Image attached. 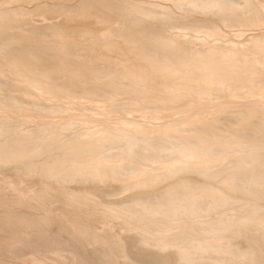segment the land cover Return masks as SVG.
<instances>
[{
  "label": "bare ground",
  "instance_id": "6f19581e",
  "mask_svg": "<svg viewBox=\"0 0 264 264\" xmlns=\"http://www.w3.org/2000/svg\"><path fill=\"white\" fill-rule=\"evenodd\" d=\"M14 1L15 4L19 2ZM22 1L19 4L25 8ZM161 1L83 0L73 6H68L69 2L55 4L56 7L48 4L52 8L44 3L51 15L55 11L71 12L73 18H82V23L92 20L90 24L88 21L78 25L71 22L73 26L63 20L46 25L42 19L44 22L40 25L35 22V25L24 24L23 27L25 22L21 24V20H27L20 17L19 22L17 15L21 11L23 16L24 9L0 11V68H6L0 70H5V74L8 70L7 74H16L13 76L31 85L19 86H23L20 90L27 94V99L25 95H15L18 92H13L14 95L3 93L4 98L0 94V107L14 112L16 108H28L32 104L31 112L27 109L31 114L35 110L53 114L66 110L65 114H69L70 102H75H64L67 95L69 98L76 95L89 99L102 97L106 102L128 95L121 105L128 110L137 108L144 112L149 109L147 112L155 117L165 109L174 112L187 105L194 107L192 115H185L186 119L180 118V114V119L173 118L171 122L168 117L170 121L166 120L167 124L157 137L149 128L150 132L140 128L138 123L142 120L137 119L142 114L137 119L138 116L130 118L128 125L123 126L127 121L122 113L124 123L119 124V120L117 128H113L114 125L110 128L107 123L100 129L92 122L98 130L94 125L96 131H92L90 124V129L77 131L73 137L66 135L69 138L66 141L65 133L61 134L62 140L55 137L63 130H70L75 123L79 125L77 120L81 117L77 115L88 125L91 119L87 115L92 112L86 113L89 110L81 107L86 112L80 110L77 114L79 108L75 107L76 114L68 117L62 114L64 117L59 121H51L52 118L45 123L47 119L43 116L45 120L36 119V122L42 119L43 124L38 121L41 125L37 123V127L34 124L35 127L23 130L20 124L12 122L15 120H9L10 116L3 118L1 113L0 169L26 175L25 179L38 172L57 184L43 182L44 187L39 188L35 181L37 188L33 189L30 184L36 179L29 178V188L33 189L31 198L25 195L31 188L24 192L25 189L18 186L20 183L16 185L20 178L13 179L10 174L5 178L7 173L0 175L16 194L5 195L3 189L8 188L7 184L3 183L6 185L2 187L0 183V206L7 207L3 211L0 209V250L17 255L20 259L17 261L15 257L16 264H264V102L260 101L264 97V0ZM45 7L40 6L44 10L37 8L36 11L40 9L43 18L45 15L49 18ZM62 21L67 25L61 24ZM229 27L239 28L237 34L234 33L239 38L244 35L245 27L252 33L248 40L231 41L232 45L218 40L219 43L208 44L206 40L207 43L200 44L194 39L197 32L205 33V38L222 34L228 37L226 28ZM78 37L82 39L77 41ZM98 47L106 51L99 53ZM95 50L99 55L94 54ZM101 58L104 64L108 60L105 65L99 64ZM4 81L0 79L2 92L6 89ZM16 81L11 84L9 81L12 90H17ZM34 87L43 90V96L51 95L49 99L56 103L46 105L40 98L41 101L31 100L28 94H35ZM221 93L227 96L252 94L257 99L240 103L242 101H236L239 96L234 97L236 102L226 101L228 104L224 107L228 109H216L218 112H212L213 116H204V109H200L198 103ZM242 96L244 100L246 97ZM25 101L29 102L28 107H19ZM212 101L210 106L216 104ZM178 102L185 105H177ZM98 103L95 105L104 104V101ZM106 105V108L111 106ZM208 106H205L206 112L213 107L208 109ZM116 109L109 110L118 113ZM23 113L18 111L17 115L23 117ZM105 113L103 110L102 115ZM41 156L43 158L38 159ZM109 181L117 184L120 181V184L112 183L116 184L115 188L108 186L110 190L101 191V185ZM71 182H76L77 187L73 185L63 191V197L57 195L59 188ZM125 191V197L114 199ZM109 195H114V200ZM106 196L111 200L106 201ZM58 198L61 203L56 201ZM30 200L31 205L28 204ZM54 201L58 206L53 205ZM91 202H97V206ZM88 203L93 204L92 209L87 207H91ZM17 204L20 207L26 204L23 208L28 212L15 213L11 207L14 209ZM78 208L89 211L86 209L82 214ZM57 212L63 213L61 220H57L59 216L54 219L51 214ZM115 222L127 223L123 229L127 227L131 231L132 228L135 233L119 238L123 230L119 229V236L115 235L111 230ZM175 228L181 231L174 232ZM242 238L244 241H239ZM30 248H34V252L27 253Z\"/></svg>",
  "mask_w": 264,
  "mask_h": 264
},
{
  "label": "rangeland",
  "instance_id": "374dc122",
  "mask_svg": "<svg viewBox=\"0 0 264 264\" xmlns=\"http://www.w3.org/2000/svg\"><path fill=\"white\" fill-rule=\"evenodd\" d=\"M1 1H3V2H1ZM4 1H5V4H6L7 6L4 4ZM12 1H13V0H12ZM12 1H11V0H10V1H9V0H0V11H1V10H10V9H13V10H14V9L17 8V7H19V9H20V7H21V6H20L21 4H19L20 0H19V2H17L18 0H17V1L15 0V1L17 2L16 4L13 3ZM15 1H14V2H15ZM21 1H22V0H21ZM28 1H29V2H28ZM28 1H25V2L28 3V5H27V3H25V2L22 1V2H23V3H22V6L25 7V8H22V7H21V9H24V11L22 10L23 14H24V12H25V14H27L26 16H24L25 14H24V15L22 14L23 16H21V11H20L21 9H20V10H19L18 8L16 9V11H20L19 15H17V16H19V17H18L19 22H20V20H21L22 17H25V19H26L28 22H30V21L32 22V23L29 24L27 21H23V20H21V24H22L23 22H25V23H23V25H22L23 27H25L26 25H29V26H30V25H33L35 22H37V23H35V24L40 25V24L43 23L44 21H45L44 23H45L46 25H47V22H48V24H49L50 22H52V23H58V22H59V23H60L61 20H63V21H65L66 23H68V26H69V25H70V26H71V25L73 26L74 24H72V23H75V24H77V25H78V23L85 24L87 21L89 22V21L91 20V18H90V19L85 20V22L82 23V22H81V21H83L82 18H81V20H79V18H73L74 14H73V16H72V13H71L70 11H69V12H70L71 14H70L69 12H68V13H69L71 16H70L69 14H67V13L65 14L64 12H60V13H59L58 11L52 12V15H51V13H50V12H51V11H50L51 9L49 8V9H50V10H49L50 12H48V11H47L48 9L46 8V7L48 6V4H50V5H53V4L55 5V4H56V5L58 6V5H63V3H64V5H66V4H65L66 2H69V4L72 3V5L67 4L68 6H73V5L77 4V2L82 3L83 0H82L81 2H80V0H77V1H76V0H75V1H74V0H70V1H67V0H63V1H62V0H61V1H60V0H59V1H58V0H57V1H56V0H44V1H43V0H28ZM38 1H39V2H38ZM40 1H41V2H40ZM50 1H51V2H50ZM73 1H74V2H73ZM143 1H148V2H149V0H143ZM159 1H161V0H159ZM8 2H9V3L12 2L11 5H10V4H7ZM36 2H37V3H36ZM56 2H57V3H56ZM62 2H63V3H62ZM161 2H163V1H161ZM168 2H170V0H167V3H168ZM34 3H35V4H34ZM42 3H43V5H42ZM44 3L47 4L46 7H45ZM13 4H14V5H13ZM17 4H19V5H17ZM25 4H26L27 6H26ZM40 4H41V5H40ZM15 5H16V7H15ZM37 5H40V6H42V7L44 6V7H45V11L48 12L47 14H50L51 17H50V15H49V18H48V17L45 15V18H46V19L43 18V17H44V16H43L44 13H43L41 10H44V9L40 8V6H39V7H36ZM50 5H49L48 7H51ZM56 5H55V6H52V7H56ZM8 6H10L9 9H8ZM33 7H36V8H34V9H35L34 11H33ZM52 7H51V8H52ZM37 8H40V9H41V10L38 9L39 12L41 11V13H39L38 10L36 11ZM25 9H27V10L32 9V10L27 11V10H25ZM46 9H47V10H46ZM26 11H27L28 13H26ZM45 11H44V12H45ZM56 12H58L59 14L56 13ZM65 12H67V11H65ZM42 13H43V14H42ZM54 13H56V14H54ZM61 13H62V14H61ZM63 13H64L65 15H64ZM41 14H42V15H41ZM45 14H46V13H45ZM57 15H58L59 17H57ZM52 16H53V17H52ZM64 16H65V20H64ZM68 16H70L71 18L68 17ZM20 17H21V18H20ZM61 17H62V18H61ZM67 17L69 18V20H68ZM74 17H75V16H74ZM16 18H17V17H16ZM51 18H53V19H51ZM55 18H56V19H55ZM22 19H24V18H22ZM25 19H24V20H25ZM33 19H34V20H33ZM42 19H44V21H43ZM49 19H50V20H49ZM66 19H67V20H66ZM15 20L18 21L17 19H15ZM29 20H30V21H29ZM36 20H37V21H36ZM51 20H52V21H51ZM78 20H79V22H78ZM212 20H214L215 22L217 21V20H215V19H212ZM54 21H55V22H54ZM63 21H62L61 24L67 25V24L63 23ZM68 21H69V22H68ZM91 21H92V20H91ZM26 22H27V23H26ZM38 22H39V23H38ZM71 22H72V23H71ZM52 23H50V24H52ZM70 23H71V24H70ZM24 24H25V26H24ZM35 24H34V25H35ZM81 24H80V25H81ZM88 24H90V22H89ZM74 27H75V26H74ZM226 29H227L226 31H227V33H228L227 35L230 34V35H229L230 37H229V36L226 37V34H225V35H224V36L226 37V38H225V37L223 36V34H222V36H218V37H217V36H215V37H210L209 35H207L206 38H205V36H204L205 33L202 35L201 33H203V32H200V33L197 32V34L194 33V34L196 35V36H194V37H195L194 39H195V41L200 42V44H202V43L204 44V43H207V42H208V44H209V43H219L218 41H220L222 44H226V45H228V44L231 43V41H239V42H240V41H241V42H242V41H246V40L249 39V37H250V33H252V31H251L248 27H247V28L245 27V29H244L245 32H243L244 35L240 36V38H239V36H236V35H235V34H237L236 31L239 30V28H237V27H234V28L229 27V28H226ZM228 29H229V30H228ZM230 29H232V30H230ZM249 30H250L251 32H250ZM229 31H230V32H229ZM234 31H235V32H234ZM248 31H249V32H248ZM246 32H247V33H246ZM234 33H235V34H234ZM194 34H193V35H194ZM214 35H216V34H214ZM231 35H232V36H231ZM202 36L205 38V40H204V38H202ZM248 36H249V37H248ZM198 37H199V38H198ZM219 37H221V38H219ZM236 37H237V38H236ZM247 37H248V38H247ZM78 38H79V39H77V41H78V40L80 41V39H82L81 37H78ZM197 38H198V39H197ZM246 38H247V39H246ZM44 39H45V38H44ZM46 39L49 40L48 38H46ZM67 39H68V41L71 40V38H67ZM67 39H66V40H67ZM72 39H73V38H72ZM199 39H200V40H199ZM210 39H211V41L213 40V42H211ZM223 39H224V40H223ZM242 39H243V40H242ZM74 40L76 41V39H73V40H71V42H73ZM206 40H207V42H205ZM215 40H216V41H215ZM217 40H218V41H217ZM203 41H204V42H203ZM27 43H29V41H28ZM24 44H26V43H24ZM232 44H233V43H231L230 45H232ZM205 45H206V44H205ZM244 46H245V47H244ZM247 47H248V46H247ZM243 48L246 49V45H243ZM100 49H101V50H100ZM245 49H243V50H245ZM97 50H98L99 53H103V52L106 51V49L104 50V49L101 48V47H98ZM97 50L94 51V54H98ZM83 51H84V50H83ZM48 53H49V52H48ZM109 54H111L112 56H114V53H109ZM47 55H49V54H47ZM98 55H99V54H98ZM101 60H102V61H101ZM103 61H104V59H102V58L100 59V61L98 60V62H102V63H99V64H104ZM107 61H108V60H107ZM107 61H105V64L107 63ZM105 64H104V65H105ZM3 68L6 70L5 67H3ZM3 68H0V69H3ZM5 70H4V71H1V70H0V72H1L0 79H1V81L5 80L4 83H6V85L4 86V87L6 88V89L4 88L5 91H6V93H5L4 90H3V92H2V90L0 91V94L3 95L2 97L4 98V97H5L4 94L7 95V92H8V94H9L10 92H12V95H14L13 92H14V93H17V92H18V93L15 94V95H18V94H20V96H21V95H25L26 97H25V96H24V97L27 99V94H25V93L23 94V93L21 92V90H20L23 86L20 87V88H19V86H21V85L23 84V85H25V87H26V86H28V85H30V84H29L28 82H26L24 79L17 78L18 76H13V75H16V74H13V73H10V72H8V74H7V71H8V70L6 71V74H5V73H4ZM2 73H4V74L2 75ZM9 73H10V77L13 76L12 79L9 77ZM11 74H12V75H11ZM4 75L6 76V78H4V77H5ZM66 75H67V74H66ZM1 76H2V77H1ZM8 77H9V78H8ZM3 78H4V79H3ZM13 78H14V80H13ZM6 79H7V80H6ZM9 79H10V80H9ZM15 79L19 80L20 83H19L18 81H16ZM8 80L10 81V84H11V82L13 83V81H16L14 84H16L15 86H16L17 90H16V89H13V90L11 89V88H12V87H11L12 85L9 84V81H8ZM24 82H25V83H24ZM17 83H18L19 85H17ZM26 83H28V84H26ZM7 84H8L9 86H8ZM15 86H14V87H15ZM17 86H18V87H17ZM30 86H31V85H30ZM8 87H10V88H8ZM14 87H13V88H14ZM7 89H8V90H7ZM9 89H10L11 91H10ZM33 89H35V90H33L35 94H28V96H30V97H31V100H33L34 102H36V101H41V100H45L44 103H45L46 105H49V104L52 105V104H55V103H56V102H53V101H52L53 99H49L51 95H48V94L45 93V94L47 95V97H46V96H43V93H44L43 90H42V92H43V93H42V92H41V89H38V88H36V87H34ZM36 89H37L38 91H36ZM15 91H16V92H15ZM20 92H21V93H20ZM3 93H4V94H3ZM41 93H42V94H41ZM10 94H11V93H10ZM10 94H9V95H10ZM45 94H44V95H45ZM222 94L225 95V93H221V94H219V95H215V96H214V97H216V98L218 97L217 100H218V99L220 100V101L218 100V101H219V105L217 104L218 101H216V99H215L214 97H213L214 99L211 98L210 100H204V102H206V104H205L203 101H202V103H201V101L198 103V107H200V109H201V107H202V109H204V112H205V114H206V115H204V116H210V115L213 116V113H217V112L220 111V110L222 111V110L228 109V108H225V107H224L225 104H228V102H226V101H234V102L237 101V102H238V101L240 100V101H242V102L239 101L240 103H244V102H246V101H250V100H252V98H254L253 100H256V99H257V97L254 96V95H252V94H251V95H249V94H240V95L236 94L237 96H235V95H232V96H227V95H225V96L228 97V98H227L228 100H227L226 97H225L224 95H222ZM1 95H0V99H2ZM31 95H32V96H31ZM33 95L35 96V99H34ZM123 95H124V94H123ZM221 95H222V96H221ZM241 95H243L242 97H246V98H248V99L244 98V100H243L242 98H240ZM244 95H245V96H244ZM247 95H248V96H247ZM42 96H43V97H42ZM76 96H77V97L73 96L74 98H73L72 96H70L71 98H69L68 95H67L66 97L63 98V99H64V100H63L64 102L67 101V102L69 103V102L72 101V100H73V102H75V103H73V104H72V102H70V103H71V106H70V108L67 109V110H68L67 113L69 112V114H65V113H66V110H64L65 113H64L63 111L54 112L56 115L58 114V116H55V114H53V112H51V111H49V112H48V111H44V112L42 111V112H39V113H38V112H35V111H36V110H35V111H33L34 113L32 112L33 114H31V113H30L31 110H30L29 108H33V107H32V104L29 105V104H27V103H29V102H26V101H25V102L22 103L23 105L21 104V105H19V107H20V106H27V107H28V105H29L30 107H28V108H23V109H21V108H20V109L16 108V110H14V112H11L12 110L10 111V109L7 110L6 107H5V108H4V107H0V110L2 111V112L0 111V115H1V113H2L1 116H2L3 118H7L8 116H10V117H8L9 120H11V121H12V120H15V121H12V122H15L16 125H19V124H20L21 127L19 126V128H20L21 130H23V129H25V128L27 129V128H30V127L34 126V124L36 125V124L38 123V121H39V120H37V122H36V119H40V117H42L43 120H45V118L47 119V120L43 121V122L45 123L46 121L48 122V121H49L50 119H52V118H53V119H52L51 121H54V122H55V121H59V120H60L59 118H61V116L64 117V116L66 115V117H68V116H70V114H72V113L76 114L77 111H78L77 114H79V113H80V112H79L80 110L83 111V112H86V111H87L86 109H88L89 111L86 112V113L92 112L93 114L89 113V114L87 115V116L89 117V119H91V120H90L91 122H90V121H89L90 123L88 122L89 127H88V125H85L84 123H82V122H84V121L82 120V116H81V115H77V117H81V118H79V119L77 120V123H79V125L75 123V125L72 126L71 129H70L71 132H70L69 129H68L69 132L66 131V130H63L62 133H60L59 136L55 137V139H57V138H59V137L61 138V134H64V133H65V134H64L65 138H64V136L62 135V138H61V139L59 138V139L62 140V139L64 138L65 141H66V140L69 139V138H67L68 134H71V136H72V134H73V136H74V133L76 134V133H78V132H81V130H83V129H86V128H89V129H90V126H91V125H92V126H91V129H93L92 131H94V130L96 131V127H97V130H98L100 127L102 128V127H103V124H107V123H108V125H109L110 128H112V125L115 126V125L117 124L116 127L113 126V128H117V127H118V121H119V120H120V122H121V123H119V124H123V123H124V116L126 117L127 124H126V122H125V124H123V126H124V125L126 126V125H128V121L132 120V119H130V118H133V117H135V116H138V117H135V118L137 119V118H139V116H141L140 114H142V116L145 117V118H143V117L141 116L140 118H142V119H140V118L137 119V120H140V121L142 120L141 123H138V124H140V125H139L140 128H142V129H144V128H146V129L149 128V130H152L151 132H153V134L157 137V136H160L159 134H160L162 128L167 124V121L169 122V121L171 120V122H172V121H173V120H172L173 118H174V120H175V118L178 119V118H179L178 115H180V114H181V115H180V118L183 117L184 119H186L188 116H190L189 113H191V110L194 108V107H190V108H188L190 105H187V106H184V109H183V108H179V109L177 108L178 111H175V110H174V112H173V109L170 110V111L167 110V109H165V110H162V113H161V112L157 113L158 115L156 114L157 116L155 117L154 115L151 116V114H149V112H147V111H149V109H145L146 111H144V112H143V110H139V109H137V108H134V109L132 108V109H129V110H128V108H126V106L121 105V103H125L123 99H126L125 97H127L128 95L123 96L124 98H121L120 96H117L116 99H114V100L110 99V100H108L107 102H106V100H105L104 98H102V97L96 98V99H97V100H96L95 97H94V99H91V98L89 99V98H87V97H80V98H81V99H80V98H79L80 95H76ZM219 96H220V98H219ZM238 96H239V97H238ZM30 97H28L29 100H30ZM32 97H33V99H32ZM36 97H37L38 99H37ZM229 97H230V98H229ZM234 97H236V98L238 97V98H240V99H238V98L236 99V98H234ZM258 97L260 98V96H258ZM39 98H40L41 100H40ZM45 98H46V99H45ZM65 98H68V99H65ZM77 98H79V99H77ZM114 98H115V97H114ZM223 98L226 99L225 102H224V99H223ZM232 98H233L234 100H233ZM255 98H256V99H255ZM259 98H258V99H259ZM263 98H264V97L262 96V99H263ZM74 99H75V100L77 99V100L75 101ZM100 99H101V100H100ZM102 99H104V100H102ZM119 99H120V100H119ZM141 99H143V98H141ZM212 99H213V101H212ZM235 99H236V101H235ZM241 99H242V100H241ZM262 99H261V100L259 99V100L264 102V99H263V100H262ZM69 100H70V101H69ZM78 100H80V101H79L80 103L78 102ZM143 100H144V99H143ZM143 100L139 103V106H140L141 103H143V102L145 101V100H144V101H143ZM151 100L154 101V99H150V101H151ZM185 100H186V99H185ZM221 100L223 101V103H221V102H222ZM245 100H246V101H245ZM253 100H252V101H253ZM83 101H85V102L88 101L89 103H92L93 105L91 104L92 106H91V105L88 106L87 104H89V103H85L86 105H84ZM102 101H104V104H105V105H106V103L109 102L106 106H108V105H111V106H108V107L106 108L105 105H104L103 103H102V104H103L104 107L101 106L102 104H100L99 106H98V105H97V106L95 105L96 103H98V102L100 103V102H102ZM117 101H120V102H117ZM207 101H208V103H207ZM211 101H212V103H216L215 105L212 104L213 107H211L212 105L210 106ZM48 102H49V103H48ZM50 102H51V103H50ZM52 102H53V103H52ZM81 102H82V103H81ZM24 103H26V105H25ZM76 103H77V104H76ZM99 103H98V104H99ZM110 103H111V104H110ZM112 103H113V104H112ZM114 103H115V104H114ZM150 103H152V102H150ZM178 103H179V102H178ZM178 103H177V105H183V104L185 105L184 102H183V103L180 102L179 104H178ZM200 103H201V104L204 103V105H205L206 107L209 105V106H208V109H209V107H211L210 109L213 108V110H210V109H209V111L206 112L207 108H205L204 105L200 106V105H201ZM81 104H82V105H81ZM119 104H120V105H119ZM220 104H223V105H220ZM115 105H116V106H115ZM137 105H138V104H137ZM216 105H218V106H216ZM33 106H34V105H33ZM86 106L93 108V110H92L91 108H90V109H91V110H90V109L87 108ZM112 106H113V107H112ZM120 106L123 107V108H126V109H121ZM221 106H223V107L221 108ZM73 107H74V108L76 107V108H79V109L77 110V109L75 108V110H70V109H74ZM81 107L85 108L86 111L82 110L83 108H81ZM94 107H96V108L94 109ZM118 107H119V108H118ZM185 107H186L187 110L185 109ZM203 107H204V108H203ZM216 107H217V108H216ZM219 107H220V108H219ZM1 108H2V109H1ZM116 108H118V109H116ZM195 108H196V107H195ZM218 108H219V109H218ZM27 109H28L30 112H28ZM96 109H97L98 111H97ZM109 109H116V110L118 111V113H116L115 110H109ZM174 109H175V108H174ZM188 109H189V110H188ZM205 109H206V110H205ZM216 109H217L218 111H217ZM22 110H24V111L26 110L27 112H24V113H23ZM69 110H70L71 112H70ZM76 110H77V111H76ZM103 110H104V112H106L104 115H102V114H103ZM105 110H106V111H105ZM107 110H108V111H107ZM137 110H138V111H137ZM166 110H167V111H166ZM179 110H181V112L183 111L184 114H182L183 112L181 113ZM15 111H16V112H15ZM18 111H19V113H20L21 115H22V113H23V117H22L20 114H18L20 117H22L21 120H22L23 122L19 119L20 117L17 115V112H18ZM74 111H75V112H74ZM113 111H114V112H113ZM125 111H126V112H125ZM189 111H190V112H189ZM193 111H194V110H193ZM193 111H192V113H193ZM215 111H216V112H215ZM62 112H63V113H62ZM96 112H97V113H96ZM107 112H108V113H107ZM120 112H121V113H120ZM178 112H179V114H178ZM210 112H211V113H210ZM212 112H213V113H212ZM12 113H14V114L16 113V114H15L16 116L13 114V115L15 116V117H14V116L12 115ZM25 113H27V115L30 116V117H27ZM28 113H29V114H28ZM35 113H36V115H35V117H34L35 120H34V119L31 120V122H34V123L32 124V123L29 121V122H30V124H29V122H28L29 118H30V119L33 118L32 116H33ZM43 113H44V114H43ZM45 113H46V114H45ZM48 113H49V115H48L49 119H48V117H46ZM51 113H52V116H51ZM99 113H100V114H99ZM119 113H120V114H119ZM122 113H125L124 116H123ZM128 113H129V115H127ZM143 113H145L146 115H144ZM166 113H167V114H166ZM168 113H169V114H168ZM186 113H188V115H187ZM192 113H191V115H192ZM207 113H208V114H207ZM38 114H39V115H38ZM42 114H43V115H42ZM59 114H61V115L59 116ZM62 114H64V116H63ZM165 114L168 115V116H165ZM171 114H173V116H172ZM209 114H210V115H209ZM53 115H54V116H53ZM67 115H68V116H67ZM126 115H127V116H126ZM147 115H148V116H147ZM161 115H163V116H161ZM176 115H177V117H174V116H176ZM185 115H186L187 117H186ZM1 116H0V117H1ZM11 116H13V117H11ZM37 116H38V118H37ZM43 116H44L45 118H43ZM92 116H93V117H92ZM94 116H97V117H94ZM99 116H100V117H99ZM101 116H102V117L104 116V117H103V120L101 119V118H102ZM114 116H115V117H114ZM119 116H120V117H119ZM159 116H161V117H159ZM164 116H165V117H164ZM170 116H171L172 118H171ZM181 116H182V117H181ZM212 116H211V117H212ZM18 117H19V118H18ZM25 117H26V120H25ZM50 117H51V118H50ZM57 117H58V118H57ZM98 117H99V118H98ZM116 117H118V118H117L118 120H115ZM122 117H123V118H122ZM128 117H129V118H128ZM168 117H169V118H168ZM185 117H186V118H185ZM8 118H7V119H8ZM10 118H12V119H10ZM13 118H14V119H13ZM15 118H16V119H15ZM23 118H24V119H23ZM111 118L114 119V120H111ZM121 118H122V119H121ZM163 118H164V119H163ZM167 118L170 119V120H167ZM180 118H179V119H180ZM17 119H19V120H17ZM42 119H41V120H42ZM57 119H58V120H57ZM83 119H84V118H83ZM104 119H106V120H104ZM108 119H109V120H108ZM136 119H133V120H136ZM155 119H157V120H155ZM16 120H17V121H16ZM24 120L27 121V122H28V125H30V126H28V125L26 126L27 123H26ZM41 120L39 121V123H42V124H43V122H42ZM137 120H136V121H137ZM166 120H167V121H166ZM20 121H21V122H20ZM79 121L81 122L82 125L80 124ZM140 121H139V122H140ZM164 121H166V122H164ZM35 122H36V123H35ZM49 122H50V121H49ZM92 122H95V123L99 126V128H98V126H97L95 123L92 124ZM99 122H101V124H100ZM143 122H144V123H143ZM159 122H160V124H161L160 126H159ZM163 122H164L165 124H164ZM17 123H18V124H17ZM24 123H25V124H24ZM39 123H38L37 125H41V124H39ZM86 123H87V122H86ZM109 123H110V124H109ZM111 123H112V124H111ZM22 124H24L26 127H25L24 125H22ZM31 124H32V125H31ZM83 124H84V125H83ZM90 124H91V125H90ZM149 124H151V125H149ZM152 124H153V125H152ZM154 124H155V125H154ZM162 124H164V125H162ZM37 125H36V127H37ZM94 125H95L96 127H95ZM23 126H24V127H23ZM77 126H78V128H79V126H81V127L85 126V127H83V128L80 127L81 129L79 128L80 130H78V129H77ZM141 126H142V127H141ZM148 126H149V127H148ZM150 126H151V127H150ZM153 126H154V127H153ZM34 127H35V126H34ZM73 127H74V128L76 127V128L74 129ZM94 127H95V128H94ZM119 127H122V125H121V126L119 125ZM159 127H160L161 129H160ZM101 128H100V129H101ZM146 129H145V130H146ZM157 129H158V130H157ZM147 130H148V129H147ZM149 130H148V131H149ZM64 131H65V132H64ZM77 131H78V132H77ZM95 131H94V132H95ZM67 132H68V133H67ZM149 132H150V131H149ZM157 132H158V133H157ZM155 133H156L157 135H156ZM66 135H67V136H66ZM69 136H70V135H69ZM69 136H68V137H69ZM73 136H72V137H73ZM129 137H130V136H129ZM70 138H71V137H70ZM57 141H58V140H57ZM61 142H62V141H61ZM63 142H64V140H63ZM168 152H169V151H168ZM170 157H171V156H170ZM40 158L42 159L43 157L41 156V157H39L38 159H40ZM168 158H169V157H168ZM151 165L154 166V164H151ZM4 170L6 171V169H0V172H1L0 175H2V174L4 175V174L7 173V174H6L7 177H6V175H5V178H8V174H10V175L12 176L13 179L16 178V177H18V178H20V179H21V177H22V178L26 177V175H24V177H23V175L20 176V175L17 174L16 172H15V173H16V174H15L14 172H10V171H9V172H8V171L4 172ZM2 171H3L4 173H2ZM11 173H14V174H15V177H14V174H11ZM33 173H34V174H33V175L31 174V176H30V175L27 176L26 179L24 178L25 180H24V179H21L22 181L24 180L23 182H20L21 180L18 179V178H16V179H18L17 182H16V185H18V184L20 183L18 186H20V188L22 187L23 190L25 189L26 191L24 190V192H27V189H28V191H29V189H30L31 187L34 189V188L36 187V185H37V187L39 186V188H40V187L42 186L43 182L46 183V184H48V182H49V183H52L53 186H57V184L54 185L55 181H50V179L47 180V178H49V177H46V176H44V175L41 174V173L38 174V172H33ZM10 175H9V176H10ZM17 175H18V176H17ZM11 176H10V177H11ZM19 176H20V177H19ZM2 177H4V176H2ZM10 177H9V178H10ZM29 178H30L31 180L36 179V180L32 181L33 184L31 183L30 185H33V186H31L30 188H29V184H28V183H30L31 180H29ZM0 179H1V177H0ZM3 179H4V178L1 179L2 181L0 180L1 186H2V185L4 186V185L7 184V183H6L7 180H6V182H5V180H3ZM27 179L29 180V182H28ZM37 179H38V180H37ZM40 179H42V180H40ZM51 180H53V179H51ZM3 181H4V182H3ZM18 181H19V182H18ZM35 181H36V182H35ZM46 181H47V182H46ZM14 182H15V181H14ZM34 182L36 183V185H35ZM53 182H54V183H53ZM109 182H110V181H109ZM3 183H6V184H3ZM26 183H27L28 185H27ZM37 183H38V184H37ZM41 183H42V184H41ZM73 183H74V184H73ZM110 183H111V182H110ZM110 183H106L107 185H106V184L101 185L102 188H101L100 190H101V191H102V190H105V188H106L107 190H110V189H108L109 187H111V188H112V187L115 188V185L117 184V182H116V181H113L112 183H116V184H113V185H112V183H111V184H110ZM40 184H41V185H40ZM66 184H67V185L64 186V187H66V188L61 187V188H59L61 192H60V191H58V193L56 192L57 195L60 194V195H59L60 197L62 196L63 191H66V189H67V190H68V189H71V188L73 187V185H74V187L77 185L76 182H71L72 185H71L70 183H66ZM118 184H120V181L118 182ZM118 184H117V185H118ZM43 185H44V184H43ZM69 185H70L71 187H70ZM78 185H79V184H78ZM80 185H81V184H80ZM110 185H111V186H110ZM3 186H2V187H3ZM24 186H25V188H24ZM62 186H63V185H62ZM104 186H105V187H104ZM108 186H109V187H108ZM6 187H8V188H7L8 190H7L6 188H4V189L2 188L3 190L6 191V192H5V195H8V196L16 195V194H14V193H15L14 191L12 192V190H13L12 188H11V190L9 189V187H10L9 184H7ZM37 187H36V188H37ZM42 187H44V186H42ZM42 187H41V188H42ZM67 187H68V188H67ZM76 187H77V186H76ZM81 187H83V186H81ZM26 188H27V189H26ZM32 188H31V190L28 192L29 194H28V193H25V195L27 194L28 197H30L31 194H32L31 191L33 190ZM59 189H58V190H59ZM61 189H62V190H61ZM63 189H65V190H63ZM9 190H10V191H9ZM7 191H9L10 194H9ZM105 192H106V190H105ZM107 192H108V191H107ZM7 193H8V194H7ZM123 193H124V194H123ZM125 193H127V191L122 192V195H121V194H119V195L117 194V195H118L117 197H116V195H115V198H114V199L119 198L120 196H121V197H120L119 199H121L122 197H125V196H126ZM128 194H130V192H129ZM27 195H26V196H27ZM32 196H33V195H32ZM32 196H31V198H32ZM59 196H57V197H59ZM109 196L111 197V199H113V197H114V195H113V196L109 195ZM109 196H108V197L106 196L107 198L105 197V200H106V201L111 200ZM62 197H63V196H62ZM21 198H23V197H21ZM59 199H60V198L56 199V201H57L58 203H59V202L61 203V200L58 201ZM108 199H109V200H108ZM114 199H113V200H114ZM119 199H118V200H119ZM28 200H29V199H28ZM26 202H27V200H26ZM31 202H32V200L28 201V204L30 203V205H31V204H32ZM54 203L56 204L55 201L53 202V205H55ZM58 203H57V204H58ZM91 203L94 204V202H91ZM91 203H90V204L88 203V204L91 205ZM96 203H97V202H95L94 205H96ZM28 204H27V206H28ZM57 204H56V205H57ZM88 204H87V205H88ZM93 204L91 205V207H90V206H87V205H85V206H87V207H89V208L92 209ZM17 205H18V207H17ZM17 205H14V209L12 208L13 206L11 207V209L14 210L15 213H16L17 211H18V213H23V212L26 210V209H25V208H26V204L23 206V207H25V208L22 207L23 204H20L21 207L19 206V204H17ZM57 206H58V205H57ZM96 206H97V205H96ZM2 207H3V206H2ZM2 207L0 206V209H1ZM19 207H20V208H19ZM29 207H30V206H28L27 209H29ZM79 207H80V205H79ZM5 208H7V207H5ZM5 208H2V211H3ZM15 208H16V210H15ZM81 208H83V207H81ZM95 208H96V207H95ZM99 208H101V207L98 206V209H99ZM19 209H21V210H19ZM76 209H77V208H76ZM84 209H85V208H84ZM86 209L89 211L88 208H86ZM86 209H85V210H86ZM23 210H24V211H23ZM78 210H79V213H82V214H83L84 211H85V210L80 209V208H78ZM78 210H77V211H78ZM81 210H82V212H81ZM87 210H86L85 212H87ZM14 211H13V212H14ZM19 211H20V212H19ZM22 211H23V212H22ZM56 211H57V210H55V212H56ZM58 211H59V210H58ZM97 211H98V210H97ZM25 212L27 213L28 210H26ZM98 212H99V211H98ZM57 213H58V212H57ZM57 213H56V214H55V213H51V214H52L53 217L55 216L54 219H56V216H57V217L59 216V217L57 218V220H61L60 218H63V216H64L63 213H62V212H61V213H58V214H57ZM59 214H60V215H59ZM61 214H62L63 216H61ZM60 216H61V217H60ZM119 222H121V221H119ZM119 222H117V223L115 222V224H116L117 226H116V225H115V226H112V225H111L112 228L109 226V227L111 228V230H112V229L114 230V234H115V235L118 234L119 229H120V231L123 230V231H121V233H119L120 236L117 235V236H119V238H123V236L126 237L127 235H129V234H131V233H135V231L132 230V228H130V230H131L132 232H131V231H128V228H127V227H126V229H123V227L125 228V226L128 225L127 223H123V224H121V223H119ZM112 224H113V223H112ZM125 224H126V225H125ZM118 226H119V227H118ZM122 226H123V227H122ZM132 226H134V225H132ZM115 227H116V228H115ZM117 227H118V228H117ZM121 227H122V228H121ZM50 228H51V229H55V226H54V225H52V226L50 225ZM180 229H181V228H180ZM180 229H179V228H175V230H173V231H174V232H179V231H181ZM113 230H112V231H113ZM116 230H117V231H116ZM126 230H127V231H126ZM176 230H177V231H176ZM54 231H55V233H56V230H54ZM125 231H126V232H125ZM133 231H134V232H133ZM173 231L171 230V232H173ZM52 232H53V231H52ZM116 232H117V233H116ZM122 233H123V234H122ZM56 235H57V234H56ZM64 235H65V232H63V236H64ZM60 236L63 237L62 234H61ZM121 236H122V237H121ZM65 237H66V236H64V238H65ZM242 239H243V238H242ZM242 239H240L239 241H242V242H243L244 239H243V240H242ZM28 250H29V249H27V253H31V252H34L35 249L33 248V250H31V248H30V250H29L30 252H28ZM0 251L2 252V254H1V255H2V259L0 258V262H1L0 264H3V262L6 263V264H10V263H14V264H16V262L20 259V258L17 257V255H14V254L11 253L9 250H8V251H7V250H0ZM1 252H0V253H1ZM4 252H6V253H4ZM3 253H4V254H3ZM8 253H10V254H8ZM6 254H7V255H6ZM24 254H25V253H24ZM3 255H5L4 257H7L9 260H8L7 258H6V259L3 258ZM8 255H10V256H8ZM12 255H14V256L12 257ZM26 256H27V255H26ZM26 256H23V258L26 257ZM11 257H12V258H11ZM15 257H17V258H16L17 261H15ZM11 259H12V260H11ZM13 259H14V262H13ZM7 260H8V261H7ZM10 260H11V261H10ZM8 262H9V263H8Z\"/></svg>",
  "mask_w": 264,
  "mask_h": 264
}]
</instances>
